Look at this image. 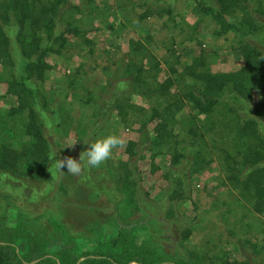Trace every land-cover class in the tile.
<instances>
[{
    "label": "trees",
    "instance_id": "16d2710c",
    "mask_svg": "<svg viewBox=\"0 0 264 264\" xmlns=\"http://www.w3.org/2000/svg\"><path fill=\"white\" fill-rule=\"evenodd\" d=\"M38 1L0 0V61L12 70L6 92L11 94L16 91L14 87H19L26 103V108L20 102L7 112L0 109V195L11 200L9 204L19 216L22 209L26 212L25 221L20 216L12 227L0 221V264H264V225L259 243L253 245L244 260L225 258L206 263L204 255L186 248L184 242L191 228L185 205L191 200L196 177L204 167L201 147L189 155L178 149L173 151L165 174L167 183L158 200L141 191L137 169L145 150L152 152L174 137L173 124L177 122L178 111L189 107L195 114L208 118L215 113L221 119L220 125L210 126L207 131L219 133L223 140L226 178L251 203L254 212L264 213V50L242 49L246 64L240 71L230 73L213 72L206 67L202 55L195 57L183 68V74L192 80L181 81L180 89L170 90L180 81L171 76L159 78L165 67L162 64H169L167 60L158 59L143 44H129L121 76L97 100L89 138L96 136L103 122L112 116L126 127L138 124V138L127 143V159L118 164L117 175L103 167L86 168L75 176L56 167V161L63 158L55 149L63 147V120L58 106L49 99L41 76L55 43L64 45L67 33L80 31L75 16L90 6L95 9V0H82L81 5L72 6L74 11L62 15L60 11L68 0H45L43 8H38ZM121 1L126 0H115L116 5ZM128 1L133 7H141L139 22L151 15H172L175 9L171 7L175 0ZM261 2L252 7L249 0H214V4L199 1L196 8L214 21V34L228 31L252 34L264 31ZM226 15L232 20L234 17L240 26L226 20ZM59 21L63 26H58ZM9 29L15 34L11 35ZM166 68L176 74L171 66ZM69 87L76 88L59 84L53 95L61 93L68 97L72 93ZM254 90H259L263 99L256 108L254 104L251 106ZM133 93L145 99L159 98L162 108L153 106L150 111L144 110L132 102ZM23 109L26 117L14 118L10 124L9 117L14 112L16 116L22 114L19 111ZM187 130L193 136L203 134L194 128ZM52 135L55 138L51 142ZM82 147L80 153L85 151ZM70 188L75 192L84 189L95 197L104 195L111 211L102 210L101 214L111 218L106 222L115 228L114 235H103L101 221L85 225L81 231L74 222L52 218L51 213L48 215L49 207L39 210L50 197L57 204L62 197H68ZM68 203L75 206L71 200ZM125 209L142 214L146 221L123 222L120 218ZM141 232H145L144 238H139ZM80 239L92 245L82 250ZM50 242L58 243L55 251L47 250Z\"/></svg>",
    "mask_w": 264,
    "mask_h": 264
},
{
    "label": "rangeland",
    "instance_id": "374dc122",
    "mask_svg": "<svg viewBox=\"0 0 264 264\" xmlns=\"http://www.w3.org/2000/svg\"><path fill=\"white\" fill-rule=\"evenodd\" d=\"M81 1L68 0L60 14L74 11L72 6L81 5ZM199 1L203 4H214V0H175L171 4V7L175 8L172 15L168 13L161 16L151 15L143 17L139 22L138 15L141 7H133L128 0L121 1L119 6L116 5L115 0H95V9L90 6L84 13L81 12L80 15L75 16L76 23L81 26L80 31L76 34L67 33V41L64 45L55 43L54 52L49 53L46 60L47 66L41 76L45 91L49 99L58 106L63 120L65 138L62 139L63 147L55 148L59 155H63V158L72 157L78 160L80 146L85 147V151L88 149L84 141L94 143L108 135L123 136L127 143L138 138V124L126 127L116 116L103 122V128L97 132L96 136L89 138L94 126L97 100L101 95H105L115 78L121 76L122 63L125 60L123 58L127 57L129 44L136 42L143 44L158 59L167 60L169 64H162V67H165L160 72L159 78L164 80V77L171 76L180 81L179 85L175 84L170 90L180 89L181 81L192 80L183 74V68L195 57L202 55L206 67L213 72L230 73L238 72L245 66L246 60L242 49L264 50V31L252 34L233 31L220 35L214 34V21L196 8ZM258 1L249 0V4L254 7ZM262 1L261 4H264V0ZM151 2L148 1V3ZM37 4L38 8L46 6L45 0H39ZM143 10L144 6L142 12ZM231 18L229 15L225 16L228 21L232 20ZM60 21L58 26H63ZM232 21L240 26L235 22L234 17ZM8 31L11 35L15 34L12 29ZM166 66L174 68L176 74L174 75ZM11 73L12 70L1 62L0 109L6 112L10 108H17L20 102L22 108H26L24 94L19 87H14L16 91L11 94L6 92L8 83L11 82L9 77ZM59 84L76 86L75 89L68 88L72 89V93L75 92L74 95L72 93L68 97H64L61 93L53 95L54 88ZM131 96L132 102L142 106L144 110L153 106L158 110L162 108L159 98L152 96L151 99H145L135 93ZM252 97L251 106L254 104L256 108L257 104L263 100L259 90H254ZM257 109L261 110V108ZM19 112L23 113L16 116L14 112L9 117L10 124L14 118L21 120L26 117V109ZM262 116L264 118V114ZM176 120L177 122L173 124L174 137L157 149H153L152 152L145 150L144 157L137 163V169L140 172L138 185L150 198L160 199L167 183L165 174L173 151L178 149L189 155L201 147L205 163L201 173L196 177L191 200L185 205L186 220L189 221L191 233L184 244L195 254L204 255L206 263L209 261L217 263L225 258L244 260L251 253L253 245L260 241L264 213L254 212L251 203L245 201L240 195V190L230 185L226 178L228 171L225 169L224 152L221 149L223 140L219 133L207 131L210 126L220 125L221 119L215 113L208 118L202 114H195L189 107H184L176 113ZM189 127L203 134L193 136L188 133ZM201 137H204L206 141L203 142ZM54 138L52 135L50 141L52 142ZM72 143L75 145L68 148ZM126 159L125 148L116 150L113 157L96 170L105 167L113 175H117L118 164ZM69 193L73 197L71 198L68 194V197H62L58 204L54 202V197L44 200L47 205L44 204L46 206H42L39 210L45 211L49 207L48 215L51 213L50 216L57 220L74 222L81 231H84L85 225L92 226L90 224H94L95 221H101L104 236L116 233L115 228L106 222L111 218L101 214L102 210L107 213L111 211L104 195L97 194L98 197H95L89 195L84 189L75 192L73 188H70ZM70 200L77 208L68 203ZM10 202L11 200L9 201L7 197L0 195V221L12 227L20 216L25 221L24 213L26 212L22 209L23 214L19 213V216L15 207L9 204ZM119 202L118 204H121V201ZM99 206L102 208L96 211L94 208ZM26 207L31 209L28 205ZM121 210L122 208L119 209ZM120 219L123 222L129 219L146 221L142 219V214L136 215L128 209L124 210ZM49 221L48 218L47 223ZM42 222H44L43 219ZM144 233H138L139 238H144L146 235ZM85 241L88 242L86 239L79 241L82 250H87V247L92 245ZM57 248L56 242H50L47 245V250L50 251H55Z\"/></svg>",
    "mask_w": 264,
    "mask_h": 264
},
{
    "label": "clouds",
    "instance_id": "9594fccd",
    "mask_svg": "<svg viewBox=\"0 0 264 264\" xmlns=\"http://www.w3.org/2000/svg\"><path fill=\"white\" fill-rule=\"evenodd\" d=\"M88 149L80 153L79 159L64 157L56 161V167L65 170L75 176L81 175L86 168H99L110 160L116 150H123L127 141L120 135H108L98 139L94 143H88ZM75 143L69 144L68 148L73 147Z\"/></svg>",
    "mask_w": 264,
    "mask_h": 264
}]
</instances>
